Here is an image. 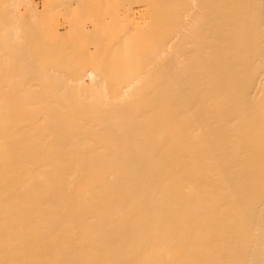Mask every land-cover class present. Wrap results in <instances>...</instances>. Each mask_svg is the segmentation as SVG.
Segmentation results:
<instances>
[{
    "label": "bare ground",
    "instance_id": "6f19581e",
    "mask_svg": "<svg viewBox=\"0 0 264 264\" xmlns=\"http://www.w3.org/2000/svg\"><path fill=\"white\" fill-rule=\"evenodd\" d=\"M14 2L0 264H264V0H51L84 47L55 66L22 65Z\"/></svg>",
    "mask_w": 264,
    "mask_h": 264
},
{
    "label": "rangeland",
    "instance_id": "374dc122",
    "mask_svg": "<svg viewBox=\"0 0 264 264\" xmlns=\"http://www.w3.org/2000/svg\"><path fill=\"white\" fill-rule=\"evenodd\" d=\"M2 1H5V2H3L4 5H6L7 3H10V1H11V3H12V0H7V2H6V0H2ZM2 1L0 0V6H1V7H2V4H1ZM13 1H14V0H13ZM25 1H26L27 4L25 3ZM29 1H30V2H29ZM32 1H33V0H23V1L21 0L20 3H17L18 1L16 2V0H15V2H14L15 5H17V11H16V13H17V15L19 16L18 20H19L22 16H24V17L22 18L23 22L20 20V21L22 22V24L25 25L24 27L21 26V25H22L21 22L17 20V21L20 23V26H19V27H20V35H21V34H22V35H25V37L23 36V38H24V40H26L25 38L27 37V35H28V34H29V35L31 34V35L28 36V38H27V40H28L29 42L27 43V40H26V41H24L26 44H24V42L22 41L20 35L18 34L19 32H18V33H17V37H18V35H19V37H20V39H21V41L18 39V42H19V41L22 42L23 47L25 46L24 48H26L28 44L31 46V47H29L28 49L33 48V49H30V50H27V51H29V52L26 54V55H27L26 58H29V59H25L26 62L24 63V61H23V62H22V65H23V64L26 65L27 62H28V64H27L26 66H29V65H30L29 62L31 61V65H30V66H35L36 63H37V66H38V64H39V66H44V65H45V66H48L49 63H50V66H51L52 64H53V66H55V65H58V64H61V63L63 64L65 60L68 61V58H69V57L66 58L67 55H68V56L71 55L70 58H69V59L71 60V59H72L71 57L73 56V51H71V50L78 49L77 51H79V50L81 51L84 47H83V48L80 47V46H81L80 43L82 42V41H81V40H82V39H81V38H82V35H80V34H82V33H79V31L76 32L77 34L79 33V35H75V36H74L75 33L72 32L73 34L71 35V32H70V33H69V35H71L70 37H69V36L64 37V36H66V35L68 34V32H65V30H64V32L62 33L63 35L61 34V32L63 31L62 28L65 29V27L63 26V24H65V23H64L65 20H63V18H64V17L68 18V17H69V13H68V12H63V13H65V14H63V13H61V12H62V11H61V12H59L61 15H60L58 12H56L57 14L54 15L53 13H54L55 11L52 10L51 6L53 7V5H55L54 3H56V2H55L56 0H54V3L51 2V0H35V2H34V1L32 2ZM48 1H49V3H48ZM52 1H53V0H52ZM45 2L48 3V4H46ZM5 3H6V4H5ZM11 3H10V4H11ZM51 3H52L53 5H51ZM10 4H7V5H6L7 8H8V10H7V8H5L6 6H3L2 8L0 7V10L2 9V10L0 11V14H2V16H3V11L5 12L4 15H8V16H10L9 14H10L11 12H14V11H15L14 9H16V7H12V4H11V6L9 7L8 5H10ZM25 4H26V5H25ZM44 4H45V5H44ZM18 6H19V7H18ZM20 6H22V7H21L22 10H21ZM37 6H38V7H37ZM11 7H12V8H11ZM42 7H43V8H42ZM46 7H47L48 9H47ZM60 7H61V6H60ZM3 8H4L5 10H4ZM13 8H14V9H13ZM18 8H19V10H21V11H19ZM32 8H33V9H32ZM36 8H39V9H38L39 11H38V10H37V11L39 12V15H42V17H43V15H44V16H45V15L48 16V14L50 15V17H49V20H50V18H51L50 21L47 20V16H46V18L43 19V21L45 20L44 23L47 24V23L49 22V23L47 24V26H46L45 24L42 25V22H41V24H40L39 22H37L38 19L36 20V17H38L39 15L36 16V15L38 14V13H36V12H37L36 10H35V13L33 12V10L36 9ZM41 8H42V9H41ZM61 8H62V7H61ZM80 8H81V7H80ZM82 8H83V7H82ZM10 9H11V10H10ZM53 9H55V10L57 9V11H59V10H58V9H59V5L57 4L55 8L53 7ZM6 10H7V11H6ZM12 10H14V11H12ZM40 10L42 11V13H44V11H45V13H44V14H41V13H40V12H41ZM46 10L49 11L50 13L47 12ZM30 11H32V13H30ZM51 11H53V13H52L53 15L51 14ZM1 12H2V13H1ZM8 12H9V13H8ZM28 12H29L30 14H29ZM25 13H26V14H25ZM27 14H28V15H27ZM31 14H32V15H31ZM15 15H16V14H15ZM15 15L13 14V16H12V14H11V16H12L13 18H14ZM25 15H27V16H26V18H27V20H28L27 22L25 21V20H26ZM8 16H7V17H8ZM18 16H16V17H18ZM35 16H36V17H35ZM51 16H54V17H51ZM67 16H68V17H67ZM4 17H5V16H3V18H4ZM12 17H10V18L8 17V19H10L9 22H10L11 20L13 21L14 19H16V18L11 19ZM60 17H61V18H60ZM1 18H2V17H1ZM1 18H0V19H1ZM29 18H30V19H29ZM59 18H60V19H59ZM66 18H65V19H66ZM5 19H7V18H5ZM32 19H34V20H32ZM58 19H59V20H58ZM2 20L5 21L4 19H2ZM35 20H36V21H35ZM41 20H42V19H41ZM53 20H54V22L57 23V24H58V22H59L58 25H60V24L62 25V26H61V30H62V31L59 30V32L61 31V32H60V36L58 35L59 32L57 33V31H56V34H55V31H53L54 34H53V33H50V31H49V29H50L51 32H52V27H50V26H53V24H54ZM3 21H2V22L0 21V22H1L0 25H1L2 23H4ZM7 21H8V20H7ZM12 21H11V22H12ZM17 21L14 20L13 22L15 23V22H17ZM29 21H30V22H29ZM39 21H40V20H39ZM62 21H63V22H62ZM13 22H12V24H13ZM36 22H37V23H36ZM51 22H53V23H51ZM25 23H26V24H25ZM30 23H31V24H30ZM33 23H34V24H33ZM6 24H7V22H6ZM9 24H10V23H8L7 25L9 26ZM12 24H11V25H12ZM17 24H18V23H17ZM17 24H15V25H17ZM29 24H30V26L32 25L31 28H30V26H28ZM35 24H36V25H35ZM38 24H40L39 26H42V27L37 26ZM49 24H50V25H49ZM2 25H3V24H2ZM26 25H27L28 27H27ZM48 25H49V27H48ZM33 26H34V27H33ZM36 26H37V27H36ZM0 27H1V26H0ZM2 27H4L3 29H5V25H3ZM2 27H1V28H2ZM10 27H11V26H10ZM10 27H9L8 29L11 30ZM13 27H14V24L12 25V30H13ZM21 27H23V29H21ZM35 27H36V28H35ZM38 27H39V29L41 28V29H40L41 32H40L39 29H37ZM43 27H44V28H43ZM1 28H0V31H3ZM29 28H30V29H29ZM46 28H47V29H46ZM16 29H18V27H17ZM44 29H45V32H44V35H43V30H44ZM22 30H23V32H21ZM36 30H38L39 34L37 33ZM16 31H18V30H16ZM24 31H25L26 33H25ZM31 31H32L33 33H31ZM5 32H6V30H5ZM11 32H13V31H11ZM14 32H15V31H14ZM29 32H30V33H29ZM35 32H36V33H35ZM47 32H48V33H47ZM0 33H2V32H0ZM9 33H10V32H9ZM9 33H8V34H9ZM40 33H41V34H40ZM45 33H46V34H45ZM3 34H4V33H3ZM8 34H7V35H8ZM12 34H14V33H12ZM51 34H52V35H51ZM1 35H2V34H1ZM1 35H0V37H1ZM7 35H6L5 37H7ZM10 35H11V34H10ZM10 35H9V37H10ZM15 35H16V33H15ZM22 35H21V36H22ZM34 35H35V37H37L36 40H34L35 37L32 38ZM36 35H37V36H36ZM38 35H39L40 37H42V38H39ZM53 35H54V36H53ZM57 35H58V36H57ZM11 36H12V35H11ZM44 36L47 37V39H44ZM61 36L63 37V39L61 38ZM76 36H78L79 38L76 37ZM2 37H4V35H3ZM2 37H1V38H2ZM15 37H16V36H15ZM15 37H14V41H15ZM50 37H53L52 40L55 41V47H54V48H53V46H51V43H50V42L47 43L48 40H49V41L51 40ZM54 37H55V38H54ZM57 37H59V38H60L61 40H63V41L61 42V40H59V38H57ZM68 37H69V38H68ZM72 37H73V39H72ZM80 37H81V38H80ZM1 38H0V39H1ZM12 38H13V37H12ZM12 38H11V39H12ZM74 38H75V41H73ZM76 38H77V39H76ZM7 39H10V38H7ZM54 39H55V40H54ZM66 39H67V40H66ZM69 39L72 40L73 42L69 41ZM80 39H81V40H80ZM4 40H5V39H4ZM30 40H31V41H30ZM33 40H34L35 42L37 41V42H36L37 44L34 43ZM38 40H39V41H38ZM43 40L46 41V43L48 44V46H49V44H50V48H53L52 50H51L50 48L48 49L49 51H48V53H47L46 56H44V54L46 53V52L44 53V51H46V50H41V51L43 52V53H42L43 56L40 54L41 51L38 53L39 49H42V48L46 47V46L43 47L42 45H47ZM52 40H51V41H52ZM56 40H57V42H56ZM76 40H77L78 44H77ZM78 40H79V41H78ZM1 41H2V40H1ZM9 41H10V40H9ZM11 41H12V40H11ZM65 41H67L68 43L64 44ZM6 42L8 43L7 40H6ZM15 42H16V41H15ZM40 42L43 43V44H41ZM59 42H60V43H59ZM69 42H70L71 44H70ZM74 42H75L76 44H72V43H74ZM79 42H80V43H79ZM7 43H5V44H7ZM62 43H63V44H62ZM5 44L3 45L2 42H1L0 47L3 45V49H4L5 47H7V45L5 46ZM8 44H9V43H8ZM22 44H21V45H22ZM35 44H36V45H35ZM52 44L54 45L53 42H52ZM57 44H60V45H57ZM10 45H11V43L9 44V46H10ZM13 45H14V44H12V46H13ZM21 45H20V46H21ZM29 45H28V46H29ZM37 45H41L42 48H41L40 46H39V48H38ZM56 45L59 46V48H57ZM64 45H66L67 47L64 46ZM75 45L77 46V48H76ZM20 46H19V48H20ZM48 46L46 47V49L48 48ZM61 46H62V47H61ZM72 46H74L75 49H73ZM23 47H22V48H23ZM36 47H37V49H36ZM64 47H65V48H64ZM68 47H69V49H71V50H70L71 54H70V52L68 51L69 49H66V48H68ZM79 47H80V49H79ZM100 47H102V46H100ZM1 48H2V47H1ZM1 48H0V49H1ZM11 48L14 49L15 46H14V47H11ZM16 48H17V46H16ZM19 48H17V49L19 50V52L15 53L14 56H13V54H11L13 57L18 56L17 58H20V56L22 55V58H23V55H24L23 52H25L26 50L23 48V49L25 50V51H24V50H22V48H21V50L23 51V52H22L23 54H22V53H21V50H20ZM34 48H35L36 50H35ZM81 48H82V49H81ZM6 49H8V48H6ZM63 49H64V50L66 49L65 52H66V53L68 52V54H66V53L64 52ZM9 50H11V49H9ZM18 50H17V51H18ZM31 50H34V51H32L31 53L34 52L35 54H29ZM59 50H60V51L62 50V53H61ZM80 51H79V52H80ZM1 52H3V51H1ZM1 52H0L1 55H6V54H7V52H6V54H2ZM36 52H37V54H36ZM49 52H50V54H49ZM51 52H52V53H51ZM79 52H77V55H82V53L84 52V49H83V51H82L81 53H79ZM112 52H113V51H112ZM112 52H111V53H112ZM18 53H19V54H18ZM20 53H21V55H20ZM78 53H79V54H78ZM17 54H18V55H17ZM28 54H29V55H28ZM48 54H49V55H48ZM51 54H52L53 56H50ZM55 54H56V55H55ZM1 55H0V56H1ZM30 55L34 56L35 59H34V58L32 59V57H31ZM38 55H40L41 58H38V57H39ZM61 55H63V56L65 55L63 61H62V57H63V56H61ZM7 56H10V53H9V55L7 54ZM12 56H11V57H12ZM36 56H37L38 59L36 58ZM47 56H48V57H47ZM57 56H58V57H57ZM45 57H46L47 60L44 59ZM51 57H52V58H51ZM2 58H3V57H2ZM15 58H16V57H15ZM42 58H43V59H42ZM110 58H111V57H110ZM110 58H109V59H110ZM0 59H1V58H0ZM30 59H31V60H30ZM50 59H51V60H50ZM56 59H57V60H56ZM27 60H29V61H27ZM36 60H38V62H37ZM41 60H45V61H43V63H42ZM49 60H50V61H49ZM53 60H54V61H53ZM110 60H111V59H110ZM47 61H48V62H47ZM52 61H53V62H52ZM59 61H60V63H58ZM66 61H65V62H66ZM108 61H109V60H108ZM108 61H107V62H108ZM112 61H113V59H112ZM14 62H15V63H12V65H14V64H18V63H17V62H18L17 60L14 61ZM34 62H35V63H34ZM40 62H41L42 64H40ZM51 62H52V64H51ZM82 62H84V63H83V65H80L81 67H79V68H80L79 72H77L78 69L76 70L77 66L72 67V69L74 70V72L71 71V69H70V71H69V69H67L66 72H67V73L72 72V73H70V76H72V75H73V76H77V75H80V74L84 73V72H82V71L87 70V69L89 70L91 67L96 66V64H98V60H97L96 57H94V56H92L91 59H90L89 61L86 60V61H82ZM107 62H106V64H107ZM0 63H1V65H2L3 61H1ZM19 63H21V62H19ZM46 63H47V64H46ZM67 63L69 64L70 61H68ZM67 63H64V64H67ZM110 63H111V61H109V63H108L107 66H108L109 70H113V67H114V66H111L112 64H110ZM3 65H4V64H3ZM91 65H92V66H91ZM113 65H114V64H113ZM89 67H90V68H89ZM2 70H3V69H2ZM2 70H0L1 73H2ZM36 70L39 71L40 69H36ZM36 70H35L34 72H37ZM47 70H48V69H47ZM75 70H76V73H75ZM3 71H4V70H3ZM11 71H15V70H11ZM11 71H9V72H11ZM25 71H27V70H25ZM40 71L45 72L46 70L43 71V69H42V70H40ZM50 71H51V72H54L53 70H49V72H50ZM4 72H5V71H4ZM7 72H8V70H7ZM17 72H18V71H17ZM64 72H65V71H64ZM68 75H69V74H68ZM119 75H120V73H119ZM73 76H72V77H73ZM118 79H119V78H118ZM118 83H119V84H118ZM120 83H121V81H120V82H117V85L114 86L113 88H112V87H110V88H111V89H117V90H120V89H121V87H119ZM117 86H118V87H117ZM116 87H117V88H116Z\"/></svg>",
    "mask_w": 264,
    "mask_h": 264
}]
</instances>
